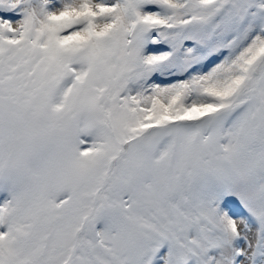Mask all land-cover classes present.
<instances>
[{
	"label": "snow or ice",
	"instance_id": "1",
	"mask_svg": "<svg viewBox=\"0 0 264 264\" xmlns=\"http://www.w3.org/2000/svg\"><path fill=\"white\" fill-rule=\"evenodd\" d=\"M0 264H264V0H0Z\"/></svg>",
	"mask_w": 264,
	"mask_h": 264
}]
</instances>
